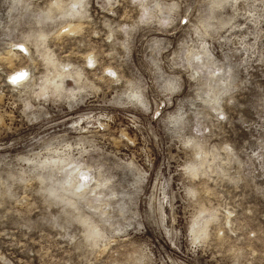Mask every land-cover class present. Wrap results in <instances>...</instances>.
I'll use <instances>...</instances> for the list:
<instances>
[{"label":"rangeland","instance_id":"obj_1","mask_svg":"<svg viewBox=\"0 0 264 264\" xmlns=\"http://www.w3.org/2000/svg\"><path fill=\"white\" fill-rule=\"evenodd\" d=\"M0 264H264V0H0Z\"/></svg>","mask_w":264,"mask_h":264},{"label":"bare ground","instance_id":"obj_2","mask_svg":"<svg viewBox=\"0 0 264 264\" xmlns=\"http://www.w3.org/2000/svg\"><path fill=\"white\" fill-rule=\"evenodd\" d=\"M5 62H6V61H5ZM7 64H8V63H7ZM22 72H23V71H21V70H15L14 72L11 73V75L14 76V77H19L18 75L23 74ZM18 80H19V79H18Z\"/></svg>","mask_w":264,"mask_h":264},{"label":"snow or ice","instance_id":"obj_3","mask_svg":"<svg viewBox=\"0 0 264 264\" xmlns=\"http://www.w3.org/2000/svg\"><path fill=\"white\" fill-rule=\"evenodd\" d=\"M18 79H20V77H14V78H13L14 81H15V80H18Z\"/></svg>","mask_w":264,"mask_h":264}]
</instances>
